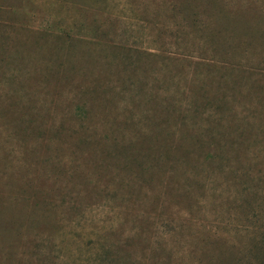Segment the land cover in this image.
I'll list each match as a JSON object with an SVG mask.
<instances>
[{"label": "rangeland", "instance_id": "1", "mask_svg": "<svg viewBox=\"0 0 264 264\" xmlns=\"http://www.w3.org/2000/svg\"><path fill=\"white\" fill-rule=\"evenodd\" d=\"M0 264H264V0H0Z\"/></svg>", "mask_w": 264, "mask_h": 264}]
</instances>
